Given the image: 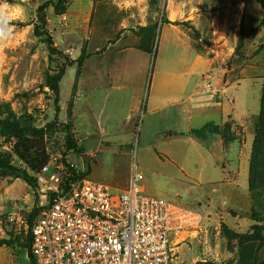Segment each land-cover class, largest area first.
<instances>
[{"label":"rangeland","instance_id":"374dc122","mask_svg":"<svg viewBox=\"0 0 264 264\" xmlns=\"http://www.w3.org/2000/svg\"><path fill=\"white\" fill-rule=\"evenodd\" d=\"M45 1L9 0L18 19L0 48V102L34 114L53 152L78 160L89 179L118 192L137 171L146 194L203 213L204 231L180 244L173 264H264V0H70L62 15L46 12L64 52L53 59L35 35ZM62 67L57 96L46 82ZM166 77L181 99L198 92L222 102L220 88L229 87L238 119L224 130V151L209 149L211 137L187 134L214 120L208 112L191 120L182 106L173 121L147 115ZM137 106L139 116L126 122ZM69 132L81 150L68 147ZM1 149L10 150L2 137ZM35 201L24 180L0 179L1 210L27 215ZM7 228L0 225V238ZM0 264L32 262L16 241L0 246Z\"/></svg>","mask_w":264,"mask_h":264},{"label":"built area","instance_id":"2783aa9c","mask_svg":"<svg viewBox=\"0 0 264 264\" xmlns=\"http://www.w3.org/2000/svg\"><path fill=\"white\" fill-rule=\"evenodd\" d=\"M52 147L49 163L36 174L32 224L20 212L0 209V225L31 233L36 264H173L180 244L204 231L203 213L146 194L137 171L126 190L113 192L89 179L78 160H69L77 177L66 183L64 152ZM52 166L56 171L46 177Z\"/></svg>","mask_w":264,"mask_h":264},{"label":"trees","instance_id":"16d2710c","mask_svg":"<svg viewBox=\"0 0 264 264\" xmlns=\"http://www.w3.org/2000/svg\"><path fill=\"white\" fill-rule=\"evenodd\" d=\"M69 2L70 0H49L42 3L37 9V21L34 23L35 35L42 43L47 45L50 59H53L55 55H62L64 52L57 47L52 34L47 28V9L52 6L55 14L62 15L66 12ZM82 59L83 57L78 60V63L82 64ZM65 73L66 69L62 67L57 73L50 74L47 78L46 86L53 90L57 96L60 94V83ZM228 125L229 124L225 126L224 130ZM221 133L223 134L224 139L227 140V137L225 133L222 132L220 126L208 123L199 129L191 130L187 134L206 139L210 134ZM184 134L186 135V133ZM0 137L3 138L4 143L10 145L9 151L4 149H1L0 151V179L9 177L22 179L36 192L38 189L36 174L40 172L51 159L49 152L51 142L48 140L46 130L36 125V117L34 114L28 112L18 114L13 109L10 102H0ZM67 143L69 148H76L77 150L82 149L74 142L73 136L70 132L67 135ZM65 163L68 167L65 181L68 183L75 179L77 174L67 161ZM37 214L38 207L36 200L32 211L26 215L30 224H32L33 219ZM9 225L10 228H7L8 237L0 238V246L7 245L14 247V244L18 241L27 249L32 264H36L31 252V233L27 236L16 234L13 225ZM200 264H204V262Z\"/></svg>","mask_w":264,"mask_h":264},{"label":"crops","instance_id":"0c3cea01","mask_svg":"<svg viewBox=\"0 0 264 264\" xmlns=\"http://www.w3.org/2000/svg\"><path fill=\"white\" fill-rule=\"evenodd\" d=\"M130 49H138V48L131 46ZM194 75L195 73L194 74L190 73L189 76L186 75V83H188L189 79L194 77ZM157 80L158 78L155 80V83L157 82ZM162 83H164L166 87L159 89L160 92L157 95L152 96L151 98V102L149 104V110L147 112V115H149L150 117H155L157 120L173 121L179 119L180 111H182V106H184L183 112L188 113L191 120L193 119V116L195 119L198 118L201 119L202 117L199 116L201 115L202 112L210 113V115L213 116L214 120L205 122L201 127L205 126L208 123H213L217 126H220L222 132H224V128L227 124H229L232 120L238 119V116L236 115V108L232 104H230V100H228L229 97L227 93L229 92V87L226 85H225L226 87L224 86L220 88L221 95L224 96L225 100L222 102L220 101L212 102L211 98H206L205 96L200 95L198 92L197 93L192 92L190 93V95H188L186 99L183 98L181 99L180 96L177 93H175V89H174L175 78L166 77L164 78ZM218 83H219L218 79L215 80L214 84L220 85ZM208 90L212 91L211 89ZM184 91L187 92V87L184 88ZM142 93H143V89H141L140 92H136V94L134 95L136 98H138V103L140 102ZM212 98H213V92H212ZM135 111H136V115L133 114L134 110L127 112L126 122L131 123L136 117L139 116L141 111L140 107L137 106V108H135ZM215 119H217L218 122H216ZM195 129H199V128H192V130ZM209 137H211V140H209V142L207 140V143L209 144L210 146L209 149L211 151L215 150V147H220V149L224 151L225 144L227 142L224 139L222 133L213 134V135L210 134ZM231 142H234V140ZM183 171L185 170L183 169ZM186 175H188L187 172ZM215 182L217 183L218 181ZM203 198H206V196L201 195V199ZM179 248L180 246L177 248V255L179 252ZM177 259L178 256H176L174 262Z\"/></svg>","mask_w":264,"mask_h":264},{"label":"clouds","instance_id":"9594fccd","mask_svg":"<svg viewBox=\"0 0 264 264\" xmlns=\"http://www.w3.org/2000/svg\"><path fill=\"white\" fill-rule=\"evenodd\" d=\"M16 19L18 17L14 15V6L9 0H0V48L14 38L13 22Z\"/></svg>","mask_w":264,"mask_h":264}]
</instances>
